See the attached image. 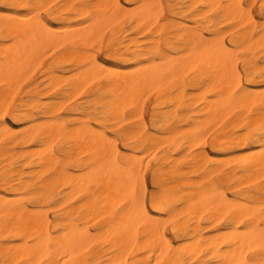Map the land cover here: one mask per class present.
Returning a JSON list of instances; mask_svg holds the SVG:
<instances>
[{"label":"bare ground","instance_id":"6f19581e","mask_svg":"<svg viewBox=\"0 0 264 264\" xmlns=\"http://www.w3.org/2000/svg\"><path fill=\"white\" fill-rule=\"evenodd\" d=\"M254 25L246 0H0V264H264Z\"/></svg>","mask_w":264,"mask_h":264},{"label":"rangeland","instance_id":"374dc122","mask_svg":"<svg viewBox=\"0 0 264 264\" xmlns=\"http://www.w3.org/2000/svg\"><path fill=\"white\" fill-rule=\"evenodd\" d=\"M251 5V13H252V18H253V21L255 22V27L257 29H260L263 25H264V9H263V6H262V0H258L256 1L255 3H251V0H246V7L249 8ZM253 5V6H252ZM259 13V14H258ZM261 14H262V17H261ZM260 18V19H259ZM131 24H127V29L130 30L131 28ZM225 32H228L231 30V26L229 24H225L224 26V29H223ZM243 31H245V29H242ZM258 36L259 34H256L255 35V39H258ZM229 38V37H228ZM229 40V39H228ZM105 54L104 53H100L98 54V57L100 60H102L104 58ZM242 57V59L245 57V55H240ZM262 59V61H261ZM263 61H264V58L263 56L260 54L258 56V64L259 65H262L263 64ZM37 81H38V78H35ZM29 85V83H25L24 86L27 87ZM252 89H261V88H264V84H261L259 86H253L251 87ZM150 112H151V106L148 107V110L146 111V119L149 120L150 119ZM10 119H9V118ZM5 122L8 124V125H12L14 128L16 127L17 128V125L14 124V122H12V118L11 116L9 115H6L5 116ZM131 123L128 122V124H126V127L130 126ZM123 145V143H122ZM210 146V147H209ZM122 150L124 151V146H122ZM207 150L208 152H215L216 150V147L214 148L213 144H211V142H208L207 144ZM151 179V180H150ZM215 179V178H214ZM146 181H147V189H148V192L149 193H152V192H155L156 191V188L154 187L153 183L151 182L152 181V172H149L146 176ZM170 237L171 238H175V235L173 233H169Z\"/></svg>","mask_w":264,"mask_h":264}]
</instances>
